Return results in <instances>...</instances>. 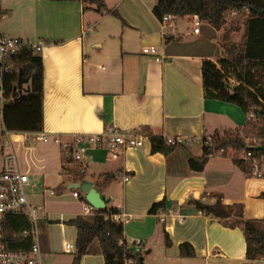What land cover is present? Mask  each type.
I'll list each match as a JSON object with an SVG mask.
<instances>
[{
	"label": "crops",
	"instance_id": "1",
	"mask_svg": "<svg viewBox=\"0 0 264 264\" xmlns=\"http://www.w3.org/2000/svg\"><path fill=\"white\" fill-rule=\"evenodd\" d=\"M12 1L0 0V34L42 46L43 130L12 132L10 140L19 167L30 179L29 202L43 215L30 236L40 244L45 264H74L77 230L65 222L95 214L85 212V194L78 189L80 194L75 196L69 188L78 181L63 169L62 143H71L75 134H97L107 128L139 134L149 128L164 138L184 140L169 156L153 153L149 137L141 148L128 149L119 159L111 158L104 147L88 150L85 180L109 198L106 208L115 207L130 216L124 222L128 245L132 242L134 248L133 236L143 242L147 254L158 247L154 258L160 264H185L183 259L186 264H264V256L247 260L240 227L182 209L189 200L214 204L221 199L225 205L243 204L245 219H264V199L260 197L264 178L247 176L229 155L210 157L200 172L187 164L189 157L202 154L203 137L244 127L246 121L238 106L204 95L202 64L206 58L216 61L221 52L215 40L218 31L204 26L202 36L193 33L191 26L184 33L177 27L179 21H192V17H178L169 29L178 38L166 40L169 34L163 33L160 19L153 13L157 0H105L109 11L104 14L95 5L85 6L83 0H29L32 5L26 16L35 22L30 30L23 25L25 19L23 23L17 20ZM146 47H154L162 59L144 53ZM40 134L48 140H38ZM108 174L115 178L103 186ZM61 184L64 190L57 195L55 190ZM163 199L166 209L151 214L152 205ZM17 216H8L6 229ZM24 218L32 232L31 221ZM54 227L63 234V253H67L66 243L73 245L69 254L74 255L65 263H58L53 247ZM69 230L72 242L67 241ZM166 232L170 247L165 245ZM183 242L194 246V257L180 256ZM79 264H105V259L93 246ZM127 264H136V260Z\"/></svg>",
	"mask_w": 264,
	"mask_h": 264
},
{
	"label": "trees",
	"instance_id": "2",
	"mask_svg": "<svg viewBox=\"0 0 264 264\" xmlns=\"http://www.w3.org/2000/svg\"><path fill=\"white\" fill-rule=\"evenodd\" d=\"M84 5H95L96 10L104 14L109 11L105 0H83ZM248 12L244 19L245 33L238 43L219 46L220 53L216 61L203 60L202 77L205 98L231 103L246 115L244 127L234 130L216 131L202 139V154L189 157L188 167L200 172L204 169L210 155L226 157L228 151L232 161L247 176L252 177L251 163L243 158L244 152L250 150L254 156H264V152L254 147L264 145V0H157L153 13L158 19L166 15L174 19L198 16L215 30H220L226 23L228 13ZM0 13H3L0 9ZM113 14L119 17L116 11ZM124 23V20L122 21ZM172 34L166 40L173 38ZM3 78V125L10 132L29 133L43 130L44 68L43 58L31 45L20 51L8 54L2 63ZM24 83L19 91L20 82ZM26 86V87H25ZM29 87V90L26 88ZM253 114L251 119L247 116ZM149 137L151 151L165 156L172 154L180 143L168 144L166 138L153 133L149 128L143 130ZM257 139L258 144L247 143L246 138ZM223 149V151H221ZM61 162L63 169L71 174L75 181L85 180L86 171L78 168L71 148L62 146ZM115 176L104 177L102 185L106 186ZM61 184L55 192L60 195L64 190ZM264 199V192L260 195ZM166 209V200L155 202L150 208L151 214ZM185 212L204 213L215 218L229 221L230 227H240L246 239V258L255 260L264 256V219H245L244 206L241 203L225 205L218 199L214 204L200 200H189L182 207ZM110 212L118 213L115 207L95 210L91 218L77 216L65 223L77 230V255L74 264L89 254L97 246L105 259V264H126L127 260L142 257V251L136 253L124 237V223L106 219ZM26 217V216H25ZM30 222L18 215L8 229L7 239L13 246L28 248L33 238ZM27 230L28 235L20 232ZM24 237L25 239H23ZM169 234L165 233V245L171 246ZM180 256H195L194 246L190 242L180 244Z\"/></svg>",
	"mask_w": 264,
	"mask_h": 264
},
{
	"label": "built area",
	"instance_id": "3",
	"mask_svg": "<svg viewBox=\"0 0 264 264\" xmlns=\"http://www.w3.org/2000/svg\"><path fill=\"white\" fill-rule=\"evenodd\" d=\"M3 13H0V25ZM175 19L171 15H166L160 19L163 33L165 35L172 34L178 38V34H173L174 30L170 32V28L175 26ZM194 23L193 33L199 34L203 21L198 17H192ZM170 32V33H169ZM28 42L21 38L9 37L0 34V264H45L44 254L40 244L33 239L29 248L18 249L11 246L10 241L6 236L7 218L10 215L26 216L32 224V233L37 230V221L43 217L41 209L33 206L28 198V186L30 179L28 174L23 172L19 167L17 157L10 140V134L3 125V78H2V63L5 57L17 51H20L24 46H29ZM37 51H40L42 46L31 45ZM146 54H155L156 60H161L154 47H146L143 49ZM254 115L247 116L251 119ZM147 136L139 133H132L116 128H107L101 133L97 134H75L71 143H62L66 148H71L73 158L78 164L81 171L85 170V158L88 150L93 147H104L113 159H119L128 149L141 148L144 145ZM38 140L46 141L48 136L40 134L36 137ZM168 144L183 143L182 138H166ZM255 145L258 144L257 139H251ZM223 151V149L221 150ZM210 157H214L210 155ZM243 158L251 163V173L254 178H264V156H254L250 150L244 152ZM126 179H128L126 177ZM73 194L78 196L79 190L74 189ZM85 212L92 213L97 210L91 204L86 202ZM130 216L123 213L110 212L105 215L106 219L114 222H127ZM23 236L28 235L29 232L24 230L21 233ZM141 240L134 242V250L136 253L142 251ZM73 245L71 243L65 244V252L71 253ZM132 259L127 260L126 264Z\"/></svg>",
	"mask_w": 264,
	"mask_h": 264
},
{
	"label": "rangeland",
	"instance_id": "4",
	"mask_svg": "<svg viewBox=\"0 0 264 264\" xmlns=\"http://www.w3.org/2000/svg\"><path fill=\"white\" fill-rule=\"evenodd\" d=\"M12 5H14L16 14L18 15L17 20L21 21V23H23V20L25 19V23L23 25L26 26L27 29L33 30L35 22L31 16H26L29 12V6L32 5L30 3V1L29 0H13ZM247 15H248L247 11L239 12V13L238 12L228 13L226 23L222 26V28L220 30L219 29L216 30V31H218L217 34L215 33L216 34L215 40H216V43L218 46H223V45H226L228 43H238L242 40L243 35L245 33V27H244L243 21ZM8 24H9V22H8ZM191 26L193 28V26H194L193 21L185 18L184 20L179 21V26H177V27L180 29V31H184V33H188L191 30L190 29ZM204 26H205V28L207 27L210 31L215 32L212 29V27L205 22L201 28L202 36H203V27ZM252 138L253 137L246 138V142L251 143ZM201 143H202V141H201ZM197 146L200 148L199 144ZM231 154H233V152L231 150H229L228 155H231ZM0 161H1V156H0ZM131 228H132V230L135 229V228H133V226H131ZM67 238H68L67 241L72 242L71 230L68 231ZM133 238L134 237L131 236L132 240H137V238H134V239ZM62 239H63V234H62L61 230L57 227H54L52 234H51V240L53 242V247L58 252L57 253L59 256V257H57L58 263H65L67 260L71 259L74 255V253H72V254L63 253L64 248H62ZM129 245L132 246L133 245L132 242L129 243ZM142 251H143V256L145 257V264H160V259H158L157 256L154 258V256H155L154 253L158 252V247L155 248V252L153 254L145 253V248ZM182 262H184L186 264V262H188V261L183 259Z\"/></svg>",
	"mask_w": 264,
	"mask_h": 264
},
{
	"label": "water",
	"instance_id": "5",
	"mask_svg": "<svg viewBox=\"0 0 264 264\" xmlns=\"http://www.w3.org/2000/svg\"><path fill=\"white\" fill-rule=\"evenodd\" d=\"M28 80H22L20 82L19 91H23L24 83ZM29 90V87L26 88ZM256 150H261L264 152V145H258L254 147ZM70 189H79L81 192L85 194L86 201L91 204L96 209L106 208L107 203L109 202V198H106L105 194L101 193L96 187H94L93 183L87 180L74 182L69 186ZM149 252V251H148ZM136 264H143L142 257L136 260Z\"/></svg>",
	"mask_w": 264,
	"mask_h": 264
}]
</instances>
